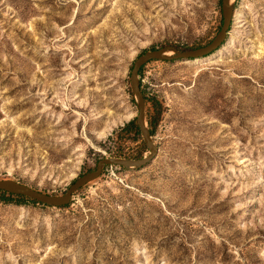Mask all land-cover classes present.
<instances>
[{
	"label": "rangeland",
	"instance_id": "374dc122",
	"mask_svg": "<svg viewBox=\"0 0 264 264\" xmlns=\"http://www.w3.org/2000/svg\"><path fill=\"white\" fill-rule=\"evenodd\" d=\"M219 1L0 0V178L60 194L147 153L132 60L206 43ZM231 3L218 49L143 63L149 161L0 198V264H264V0Z\"/></svg>",
	"mask_w": 264,
	"mask_h": 264
},
{
	"label": "water",
	"instance_id": "95a60500",
	"mask_svg": "<svg viewBox=\"0 0 264 264\" xmlns=\"http://www.w3.org/2000/svg\"><path fill=\"white\" fill-rule=\"evenodd\" d=\"M219 6L221 13L220 25L215 35L206 43L199 46L186 48H179L173 44H166L160 47L146 49L143 52L137 54L132 60L131 67L128 72V81L137 109L133 121L137 126L145 146L147 147V153L136 158L102 156L96 160L93 168L86 170L76 176L69 183L67 188L60 194L43 192L11 178H0V190L12 194L23 195L37 202L61 206L69 202L73 192L77 188L95 179L100 174L103 165L117 164L125 167H140L149 161L156 152L157 147L152 141L150 131L144 120V97L140 90L138 69L143 63L150 59L171 60L180 58H196L210 54L218 49V47H220L227 38L233 12L231 0H220ZM169 50L170 53L167 52Z\"/></svg>",
	"mask_w": 264,
	"mask_h": 264
},
{
	"label": "trees",
	"instance_id": "16d2710c",
	"mask_svg": "<svg viewBox=\"0 0 264 264\" xmlns=\"http://www.w3.org/2000/svg\"><path fill=\"white\" fill-rule=\"evenodd\" d=\"M142 66H143V64H142V65L139 67V69H138L139 85H140V90H141V92H142V95H143V97H144V100H147L148 97L144 94V92H143V90H142V88H141V81H140V76H139V73H140V71H141V67H142ZM128 124L132 126L133 131H134L135 133L138 132L137 126L133 123L132 120H129V121H128ZM0 198H1V199H5V200H10L11 198H12V199L15 198V200H17V201H25V200L35 201V200L30 199V198H28V197H26V196L19 195V194L8 193V192L3 191V190H0ZM67 204H68V203H66L65 205H67ZM65 205H61V206H65Z\"/></svg>",
	"mask_w": 264,
	"mask_h": 264
},
{
	"label": "bare ground",
	"instance_id": "6f19581e",
	"mask_svg": "<svg viewBox=\"0 0 264 264\" xmlns=\"http://www.w3.org/2000/svg\"><path fill=\"white\" fill-rule=\"evenodd\" d=\"M167 52H170V50H169V51H167Z\"/></svg>",
	"mask_w": 264,
	"mask_h": 264
}]
</instances>
